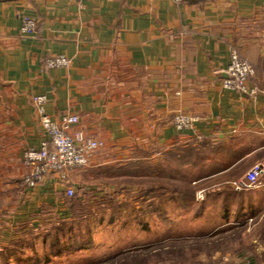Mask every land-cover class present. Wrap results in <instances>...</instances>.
Returning <instances> with one entry per match:
<instances>
[{"label": "crops", "instance_id": "0c3cea01", "mask_svg": "<svg viewBox=\"0 0 264 264\" xmlns=\"http://www.w3.org/2000/svg\"><path fill=\"white\" fill-rule=\"evenodd\" d=\"M24 15L36 21L26 36ZM233 47L255 68L253 98L222 86ZM60 55L68 67L44 68ZM34 96L46 97L45 113L56 122L78 117L70 133L104 145L67 173L74 190L86 191V177L117 172L151 148L193 144L198 166L211 172L195 185L212 183L198 189L195 223L180 237L241 226L264 238V0H0V243H18L24 256L44 244L37 230L46 216L74 220L56 177L32 192L21 185L23 152L45 138ZM178 113L196 119L192 129L176 130ZM255 164L263 167L258 188L227 187ZM251 246L255 253L231 263L264 264V241Z\"/></svg>", "mask_w": 264, "mask_h": 264}, {"label": "rangeland", "instance_id": "374dc122", "mask_svg": "<svg viewBox=\"0 0 264 264\" xmlns=\"http://www.w3.org/2000/svg\"><path fill=\"white\" fill-rule=\"evenodd\" d=\"M20 33L30 35L23 34L21 30ZM241 58L251 65L255 75L254 66ZM182 147H166L161 151L151 148L140 154L144 159L139 157L133 164L125 165L117 172L97 175L95 180L86 177V191L83 186L75 190L74 196L69 199V209L74 220L50 223L49 216H46L37 230L42 235L39 241L43 239L44 243L36 244L38 254L18 255V243L12 244V247H2L0 243V264H91L117 253L191 238L197 241L179 244L184 248L179 257H165L159 264H232V257L255 253L256 248L251 244L255 239L257 243L264 241V238L255 235L257 229L247 233L241 226H232L218 230L213 237L210 236L211 239L180 237L195 223L190 217L193 218L194 210L199 206L195 202L196 197L199 199L198 191L212 183V180H207L195 185L201 177L211 173L210 167L205 169L198 166L197 161L201 155L195 154L193 144ZM25 174L21 185L32 192L37 186H24ZM46 214L48 212L43 213ZM148 229H152L154 235L151 232L149 234ZM36 239L32 238V241ZM217 252V256H214ZM12 256H19L14 259L20 262L3 260ZM47 257H50L49 262ZM35 258L42 261L37 260L35 263Z\"/></svg>", "mask_w": 264, "mask_h": 264}, {"label": "built area", "instance_id": "2783aa9c", "mask_svg": "<svg viewBox=\"0 0 264 264\" xmlns=\"http://www.w3.org/2000/svg\"><path fill=\"white\" fill-rule=\"evenodd\" d=\"M79 3L81 0H72ZM179 4L185 0H169ZM36 21L27 15L22 16L20 30L23 34H32ZM70 61L65 56L49 58L44 63V68H66ZM226 78L222 86L225 90L239 93L243 96L254 97L257 90L251 80L254 70L249 63L243 60L236 51L231 48L229 65L225 71ZM45 96L32 97L36 117L42 127L45 138L37 149L28 148L22 154V165L26 169L23 185L34 188L43 183L49 175H56L57 183L64 187V196H74V188L68 185L66 174L76 168L88 164L91 155L103 148V143L86 137L81 132L70 133L69 129L78 123L77 116H63L59 121H54L45 113ZM196 119L194 117L178 113L173 118V126L178 131L190 130ZM263 173L260 164L253 165L239 179L229 183L235 192L253 190L259 187V178Z\"/></svg>", "mask_w": 264, "mask_h": 264}, {"label": "trees", "instance_id": "16d2710c", "mask_svg": "<svg viewBox=\"0 0 264 264\" xmlns=\"http://www.w3.org/2000/svg\"><path fill=\"white\" fill-rule=\"evenodd\" d=\"M212 237H210V239ZM194 240L197 241V239L191 238L187 240H171L153 244L147 247L117 253L104 260H99L98 262L91 264H150L152 263L151 261H154L155 264H159V262L164 260L165 257H179L184 250L179 244L182 245ZM200 249H203V247Z\"/></svg>", "mask_w": 264, "mask_h": 264}]
</instances>
